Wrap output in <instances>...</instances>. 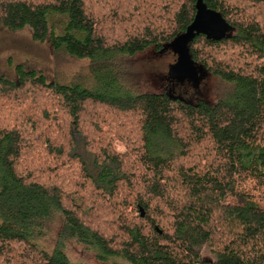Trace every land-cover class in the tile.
Wrapping results in <instances>:
<instances>
[{"label":"trees","instance_id":"obj_1","mask_svg":"<svg viewBox=\"0 0 264 264\" xmlns=\"http://www.w3.org/2000/svg\"><path fill=\"white\" fill-rule=\"evenodd\" d=\"M196 2L0 0V29L88 62L86 84L0 77V264H74L69 242L100 263L264 264V0H203L218 23L186 56L229 87L212 104L118 72L189 33Z\"/></svg>","mask_w":264,"mask_h":264},{"label":"rangeland","instance_id":"obj_2","mask_svg":"<svg viewBox=\"0 0 264 264\" xmlns=\"http://www.w3.org/2000/svg\"><path fill=\"white\" fill-rule=\"evenodd\" d=\"M173 46H166L163 51L146 50L131 58L119 62V74H122L125 86L135 92H165L190 103L198 100L214 103L229 87L218 78L200 68L192 66L191 72L180 74L177 69L178 55ZM87 61H76L66 56L51 53L45 43L31 40L28 30L7 31L0 29V77L15 80L17 68L32 69L42 74L49 81L64 84H86L88 80ZM122 151L120 144L115 145ZM54 243L52 235L41 241V245L51 250ZM64 252L74 264H123L113 261L100 263L91 251L75 242L65 245ZM204 257L211 259L209 254Z\"/></svg>","mask_w":264,"mask_h":264},{"label":"water","instance_id":"obj_3","mask_svg":"<svg viewBox=\"0 0 264 264\" xmlns=\"http://www.w3.org/2000/svg\"><path fill=\"white\" fill-rule=\"evenodd\" d=\"M196 16L193 24L189 29V33L180 37L176 40L172 46L173 51L178 55V64H177V72L180 74H187L186 72H191L192 65L190 64L189 59L186 56V43L189 37L193 34V32H206L212 25L218 23L216 20V15L213 12L207 11L203 5V0H196Z\"/></svg>","mask_w":264,"mask_h":264}]
</instances>
